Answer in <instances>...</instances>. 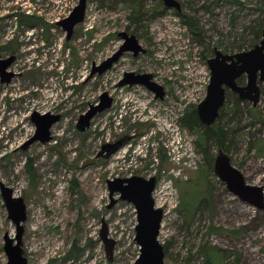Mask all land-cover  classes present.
Instances as JSON below:
<instances>
[{"label": "rangeland", "instance_id": "1", "mask_svg": "<svg viewBox=\"0 0 264 264\" xmlns=\"http://www.w3.org/2000/svg\"><path fill=\"white\" fill-rule=\"evenodd\" d=\"M179 1L180 15L163 0H87L85 18L67 40L57 21L78 0H0V53L18 54L10 66L17 73L14 79L0 81V182L26 203L23 249L28 264H133L140 253L134 239L135 207L121 199L108 207L107 184L109 178L131 175H155V198L168 201L159 237L168 247L164 264H204L201 245L226 251L223 257L214 253V264H234L236 255L241 264H264V209L242 201L214 171L222 149L248 183L264 186V81L258 80L256 106L227 89L215 122L228 131L224 146L207 140L205 153L198 134L181 123L186 111L197 109L206 97L214 47L235 53L259 43L264 0ZM130 3L140 10L134 13ZM23 15L28 17L21 22ZM122 30L134 33L146 52H126L112 68L91 76L93 64L121 45L117 33ZM29 52L40 60L34 54L28 60ZM135 69L153 73L164 96L156 97L140 83L119 88L123 73ZM241 77L246 83V75ZM35 90L39 94L32 95ZM104 91L112 95V106L80 131L79 116ZM33 109L62 116L49 142L23 151L19 147L36 128L28 119ZM126 135L130 138L110 159L104 158L106 151L100 154L104 144ZM161 148L166 159L160 158ZM25 159L32 161L33 184ZM182 198L195 205L179 211ZM103 221L116 240L112 259L100 236ZM212 224L235 232L212 231ZM7 233L14 237L16 225L0 188V264L7 263Z\"/></svg>", "mask_w": 264, "mask_h": 264}, {"label": "water", "instance_id": "2", "mask_svg": "<svg viewBox=\"0 0 264 264\" xmlns=\"http://www.w3.org/2000/svg\"><path fill=\"white\" fill-rule=\"evenodd\" d=\"M166 7H175L181 11L179 0H163ZM87 0H78L77 5L68 16L57 21V24L66 31V39L70 40L74 34L75 27L80 24L86 14ZM119 35L124 38V43L113 56L106 58L100 64H93L90 75L103 74L125 51H145L135 34L121 31ZM16 56L8 58L0 57V77L2 82H10L14 73L8 72L7 68L14 62ZM210 68V81L207 87L206 97L197 105L199 119L206 126L213 125L220 114V109L226 102L227 89L236 92L240 99L252 101L256 106L260 101L261 87L258 80L264 81V27L262 38L248 50L235 53L223 52L220 48L214 47V56L208 59ZM246 75L247 81L244 84L238 83V78ZM152 74H136L126 72L122 83L144 84L156 97H163L164 87L158 82L151 80ZM113 104V97L104 91L99 96V102L91 104L82 113L76 127L84 131L91 125L92 119ZM32 119L36 125V133L31 140L24 143L26 148L31 142L39 140L48 142L52 139L51 128L60 119V114L48 111L44 114L34 112ZM129 136H123L114 143H107L102 146L101 153L106 151L105 156L109 157L122 147ZM214 171L225 181L229 191L236 194L242 201L249 202L260 209H264V186L250 184L242 171L231 162L230 155L222 149L215 159ZM156 176L144 177L141 175H131L127 177H115L107 179L110 203L112 207L118 200H124L134 205L136 211L137 224L135 226V241L139 245L140 253L133 264H164L166 255L164 244L160 241L161 225L164 217V210L155 205L153 192L156 187ZM1 194L8 209V217L16 225L14 237L5 234L3 249L7 255L6 264H28V258L24 255L23 249V222L27 219V207L22 196H15L11 187L0 182ZM117 195V197H116ZM101 239L104 241L108 259H112V254L116 240L109 236L108 225L103 221L100 230Z\"/></svg>", "mask_w": 264, "mask_h": 264}, {"label": "trees", "instance_id": "3", "mask_svg": "<svg viewBox=\"0 0 264 264\" xmlns=\"http://www.w3.org/2000/svg\"><path fill=\"white\" fill-rule=\"evenodd\" d=\"M125 2H128V0H123ZM131 6H133V12L136 13L140 10V5H134L133 3H130ZM176 15H180L181 13L179 11H175ZM28 15H23V18H21V22L25 21L27 19ZM27 22V21H26ZM189 25H190V29L195 32L197 34L198 28H194L193 26V22H191V20H189ZM197 30V31H196ZM262 34V30H261V26L257 29V33L256 35L258 36V39L261 37ZM254 43H252L251 45H253ZM256 44V43H255ZM254 44V45H255ZM253 45V46H254ZM244 77H240V81H238V83L243 84L242 80ZM237 102L241 103L242 101L237 97ZM249 112L256 118L257 115L254 113V108L251 107V109H249ZM220 116V115H219ZM258 118V117H257ZM181 123L183 124V126H186L187 128H189L191 131H194L198 134V141L202 142V145L204 146V152L206 153V147H205V143L207 140H212L214 139L218 145V147L220 146H224L225 140H226V134L228 133V131H225L224 129L220 128L219 125L217 124H213L211 126H206L204 125L201 120L199 119L198 113H197V109H191L186 111L185 115H183L182 119H181ZM262 150V149H261ZM160 158L161 159H166L164 150L161 148L160 149ZM31 159L27 160L25 159V169L27 170L30 178H31V183L33 184L34 180V173H33V168L31 166ZM187 188L185 187V194L187 192L186 190ZM200 203V201H198ZM190 205H195L192 204L189 201V198H182V203H180V207H179V211H182L183 209H186L188 207H190ZM210 230L215 231V232H230V233H234V230H229V229H224L223 227H216L213 224L210 226ZM165 247V251L167 252L168 247L166 244H164ZM199 251L201 253H204L206 256L205 259V263L204 264H214L215 260H214V253H220V257L224 255V252L226 253V251L223 252V249H208L206 250V248L204 246H200ZM229 255V254H228ZM226 257V256H224ZM235 260H234V264H241L240 263V256L236 255L235 256Z\"/></svg>", "mask_w": 264, "mask_h": 264}, {"label": "flooded vegetation", "instance_id": "4", "mask_svg": "<svg viewBox=\"0 0 264 264\" xmlns=\"http://www.w3.org/2000/svg\"><path fill=\"white\" fill-rule=\"evenodd\" d=\"M181 3V2H180ZM181 10H182V8H181ZM177 11H178V9H177ZM122 31H127L129 34H134V33H132L131 31H129V30H122ZM121 31H119L118 33H117V36L120 38V39H122V43H121V45L109 56V57H111V56H113V54L115 53V52H117L119 49H120V47L123 45V43H124V38H122L120 35H119V33H120ZM37 37H34V39H36ZM139 39V38H138ZM31 45V44H30ZM31 46H34V44H32ZM30 49V48H29ZM126 52H131L132 53V55L133 56H138L139 55V53L140 52H146V48H145V51H139L138 52V54H134V52L133 51H130V50H128V51H125V52H123V54L116 60V61H114V62H112V64H111V66L108 68V69H110V68H112L115 64H117L119 61H120V59L123 57V55L126 53ZM32 54H34L35 55V52H29L28 54H27V57H28V60H30V58L31 57H33V55ZM11 55H15L16 56V58H15V60H14V62L15 61H17L18 60V54L17 53H15V50L13 51V50H11V52H10V54L9 55H2L1 53H0V57L1 58H3V59H5V58H8L9 56H11ZM37 55V54H36ZM35 55V57H37V61H39V58H38V56H36ZM109 57H107V58H109ZM14 62H12V64L14 63ZM11 64V65H12ZM10 65V66H11ZM10 66L7 68V71L8 72H12V73H14L13 75H12V77H11V79H10V82H8V83H11L12 82V80L14 79V77L16 76V72L15 71H13V70H11L10 69ZM107 69V70H108ZM106 70V71H107ZM126 72H135L136 74H144V73H150V74H152V78H151V80H154V81H156L155 80V75L153 74V73H151V72H144V71H138V70H131V71H125L124 73H123V76L119 79V81L117 82V86L119 87V88H125V87H133V85L134 84H129V83H122L124 80V78H125V73ZM0 81H1V77H0ZM2 82V81H1ZM3 83V82H2ZM5 83H7V82H5ZM240 84V83H239ZM244 84V83H243ZM165 92V91H164ZM20 95V98H21V96H22V94H21V92L19 93ZM37 94H39L38 92H37V90H35V91H33V93H32V95H37ZM112 96V95H111ZM16 97V96H15ZM38 97V96H37ZM22 100V99H21ZM113 101H114V99H113ZM34 112H39L40 114H44V113H46V112H48V111H41V110H39V109H33L32 110V112L28 115V119H31L32 121H33V119H32V115H33V113ZM52 113H54L55 114V112H53V111H51ZM57 114H60V119H61V116H62V114L60 113V112H57ZM59 119V120H60ZM58 120V121H59ZM57 121V122H58ZM33 123H34V121H33ZM35 124V123H34ZM55 124V123H54ZM36 126V125H35ZM20 127H22V125L20 126ZM19 127V128H20ZM53 127V126H52ZM52 129V128H51ZM9 133V132H8ZM8 133H7V139H10V136L11 137H13L11 134H10V136H8ZM35 133H36V128H35V130H33L31 133H30V135L28 136V138L24 141V143L26 142V141H28V140H31L33 137H34V135H35ZM0 135L2 136L3 135V133H0ZM51 135H52V131H51ZM53 136V135H52ZM11 140V139H10ZM49 142V141H48ZM24 143L23 144H21V146L19 147V149H21V150H23V151H25L26 149H30L33 145H37L38 143H41V144H43V143H47V142H41V141H39V140H35V141H33V142H31L26 148H23V145H24ZM120 149V148H119ZM118 149V150H119ZM101 155H103L104 156V152L103 153H100ZM114 154V153H113ZM110 157L111 156H109V157H106V156H104V158L105 159H110ZM27 160H29V159H27ZM25 163V162H24ZM26 170V169H25ZM27 171V170H26Z\"/></svg>", "mask_w": 264, "mask_h": 264}, {"label": "built area", "instance_id": "5", "mask_svg": "<svg viewBox=\"0 0 264 264\" xmlns=\"http://www.w3.org/2000/svg\"><path fill=\"white\" fill-rule=\"evenodd\" d=\"M155 189H156V187H155ZM154 192H155V190H154ZM154 192H153V195H154V199H155V205L157 207L163 208L167 204L168 201L167 200H164V201L159 202L158 200H156ZM164 213H166V211H164Z\"/></svg>", "mask_w": 264, "mask_h": 264}]
</instances>
